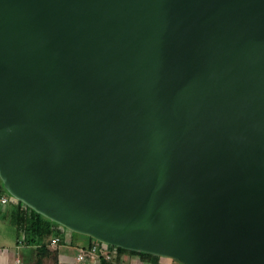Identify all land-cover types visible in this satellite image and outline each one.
<instances>
[{
	"label": "water",
	"instance_id": "1",
	"mask_svg": "<svg viewBox=\"0 0 264 264\" xmlns=\"http://www.w3.org/2000/svg\"><path fill=\"white\" fill-rule=\"evenodd\" d=\"M0 179L97 241L264 264V0H0Z\"/></svg>",
	"mask_w": 264,
	"mask_h": 264
},
{
	"label": "crops",
	"instance_id": "2",
	"mask_svg": "<svg viewBox=\"0 0 264 264\" xmlns=\"http://www.w3.org/2000/svg\"><path fill=\"white\" fill-rule=\"evenodd\" d=\"M2 195L7 194L2 191ZM5 206L3 207L0 204V264H37L39 244L26 243L22 237L17 236L14 226L4 216L5 210L7 209H4ZM65 230H61L62 233L60 236L50 237L47 247L51 252L41 260V264H100V258L93 254H88L83 262H77L75 256L78 249L87 248L92 244L94 239L68 229ZM55 237H59L60 239L57 243L52 244L51 240ZM112 264L176 263L175 260L168 257L153 254L152 256L142 257L139 254L124 251L119 252L116 260Z\"/></svg>",
	"mask_w": 264,
	"mask_h": 264
},
{
	"label": "trees",
	"instance_id": "3",
	"mask_svg": "<svg viewBox=\"0 0 264 264\" xmlns=\"http://www.w3.org/2000/svg\"><path fill=\"white\" fill-rule=\"evenodd\" d=\"M2 191H5L3 183L0 179V197ZM10 209H6L4 216L14 226L18 237H22L26 243L39 244L37 253V264H41V260L50 254V249L47 247L50 237L61 235V230L66 228L60 224L49 220L40 213L24 205L21 201L14 199L10 200ZM15 203V205H14ZM6 205V204H5ZM119 252H130L139 254L142 257L152 256L150 253L127 250L118 247ZM100 264H112L103 258H100Z\"/></svg>",
	"mask_w": 264,
	"mask_h": 264
},
{
	"label": "built area",
	"instance_id": "4",
	"mask_svg": "<svg viewBox=\"0 0 264 264\" xmlns=\"http://www.w3.org/2000/svg\"><path fill=\"white\" fill-rule=\"evenodd\" d=\"M15 199L13 197H11L9 194L8 195H2L0 197V203L5 205L7 204L10 200ZM59 237H55L51 240L52 244H55L59 241ZM21 243V242H19ZM88 254H93L96 255L98 258H103L106 261H109L111 263H113L118 254V247L114 246V245H110L108 243L105 242H101V241H97V240H93L92 244L90 246H88L87 248H79L78 252L75 256V259L77 262L81 263L85 260L86 256Z\"/></svg>",
	"mask_w": 264,
	"mask_h": 264
},
{
	"label": "rangeland",
	"instance_id": "5",
	"mask_svg": "<svg viewBox=\"0 0 264 264\" xmlns=\"http://www.w3.org/2000/svg\"><path fill=\"white\" fill-rule=\"evenodd\" d=\"M4 193L8 195V193H7L6 191H4ZM12 200H14V199H12V198H11V201H12ZM0 204H1V203H0ZM1 205L4 207V205H3V204H1ZM6 208H7V209H10V204H6V206H5V208H4V209H6ZM65 231H67V230H65ZM71 254H72V253H71ZM175 263H176V264H181V263H179V262H176V261H175Z\"/></svg>",
	"mask_w": 264,
	"mask_h": 264
}]
</instances>
